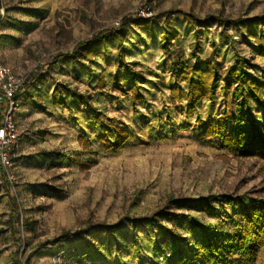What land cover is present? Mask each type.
<instances>
[{"label": "rangeland", "instance_id": "1", "mask_svg": "<svg viewBox=\"0 0 264 264\" xmlns=\"http://www.w3.org/2000/svg\"><path fill=\"white\" fill-rule=\"evenodd\" d=\"M139 4L150 18L136 16ZM123 28L118 48L110 33ZM164 31L175 36L170 55ZM236 57L249 77L264 70V0H0V63L23 80L18 141L0 167V264H199L190 225L166 214L235 230L244 201L264 199V161L228 141L256 136L264 148V95L244 107L232 94ZM206 65L215 96L186 114L171 103L172 69ZM56 87L67 108L53 105ZM113 126L128 139L104 149L99 136L113 141ZM250 264H264V245Z\"/></svg>", "mask_w": 264, "mask_h": 264}, {"label": "trees", "instance_id": "2", "mask_svg": "<svg viewBox=\"0 0 264 264\" xmlns=\"http://www.w3.org/2000/svg\"><path fill=\"white\" fill-rule=\"evenodd\" d=\"M183 16L198 27L203 25L194 16ZM221 25L224 29L228 27V24L223 21H221ZM110 36L115 41L117 47L120 48L122 40L127 36V32L123 28L111 32ZM174 38V34L170 31L161 33L159 47L164 55H170L169 47ZM85 47V51H88V53L91 52L88 45ZM119 60L123 63L122 54L119 55ZM171 75L175 82V86L170 88L171 103L185 102L186 114L192 113L202 100H213L219 82L215 66L206 65L204 68L200 66L190 68L175 66L172 69ZM226 75L234 76L235 85L232 89V94L243 98L244 107H247L249 101L252 99L261 103V95H264V70L259 76L249 77L245 67V61L236 57L232 67L226 69ZM131 76L133 82L132 89L136 91L138 89L136 86L137 75L131 72ZM181 82L185 83V90L180 88ZM62 90L64 88L60 87H56L53 90L51 97L52 103L55 106L67 108L68 101L62 96ZM120 90L124 94L126 93L123 89ZM220 90L224 95L227 93V80H224ZM71 93L73 96L79 97L82 104L87 105L89 97L78 94L76 91H72ZM111 133L113 135V141L108 140L104 135L99 136L104 149H119L128 139L127 132L122 128L113 126ZM228 141L231 145L246 151V155L258 157L264 161V148L257 146L260 142L256 136L249 139L247 136L239 135L236 140L229 139ZM236 201L235 198H225L226 204L230 207H233ZM244 203L246 206L243 213L239 216L240 222L235 224V230L224 229L226 220L221 225L212 227L200 223L194 216L190 215L170 212L166 214V217L170 221L183 219L190 225V233L193 237L189 243L191 245V253L199 259V264H250L254 259L257 248L264 245V199H246ZM212 205L209 202H205L204 204L202 202H195V208L203 209L205 207L208 209V213L215 214L216 209L212 208ZM228 219H232V217L229 216ZM139 223L158 224V221L155 218L141 219ZM64 237L66 235L59 239H63ZM172 237L176 238L177 235L172 234ZM59 241L55 240L52 244L58 243ZM45 246H40L39 250ZM235 255L238 258H235ZM179 262L185 263L186 259L180 258Z\"/></svg>", "mask_w": 264, "mask_h": 264}, {"label": "built area", "instance_id": "3", "mask_svg": "<svg viewBox=\"0 0 264 264\" xmlns=\"http://www.w3.org/2000/svg\"><path fill=\"white\" fill-rule=\"evenodd\" d=\"M135 14L140 19L152 16L151 8L139 4ZM23 85V80L15 76L11 70L0 63V167L6 169L10 166L9 150L18 141V129L13 120L15 96Z\"/></svg>", "mask_w": 264, "mask_h": 264}]
</instances>
